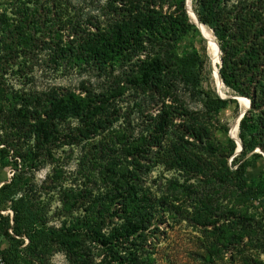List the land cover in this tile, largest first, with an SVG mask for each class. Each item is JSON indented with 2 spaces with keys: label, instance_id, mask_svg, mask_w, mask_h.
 Segmentation results:
<instances>
[{
  "label": "trees",
  "instance_id": "16d2710c",
  "mask_svg": "<svg viewBox=\"0 0 264 264\" xmlns=\"http://www.w3.org/2000/svg\"><path fill=\"white\" fill-rule=\"evenodd\" d=\"M230 1L196 0L194 12L198 22L213 30L219 45L222 65L218 74L222 84L250 100V109L238 125L242 150L232 159L231 170L225 164L237 145L229 140V148L217 158L220 153L207 142L205 130L197 123L216 120L219 112L235 101L205 93L201 88L200 56L192 45L180 47L197 32L186 13L184 0L140 1L129 10L120 9V19L108 29L84 33L69 45L55 44L49 50L58 66L72 57L103 72L119 61L131 63L136 76L131 83L141 94H160L164 78L175 73L191 98L201 103L202 114L183 113L163 101L149 117L150 139L143 140L141 147L132 148L129 155L148 156L149 146L160 152L164 149L163 141L171 134L174 140L167 149L168 160L194 178L204 177L207 186L215 188L217 197L221 191L216 187H222L240 195L250 191L252 196L264 198V173L260 172L252 181L245 177L251 158L256 155L251 153L255 149L264 153V0H242L224 11ZM12 42L4 44L7 54L15 50ZM0 97L6 102L0 105V153H12L14 162L21 160L30 172L39 168L40 152L50 155V148L64 137L63 128L70 121L83 124V134L101 126L97 120L100 107L71 92L11 93L5 97L0 92ZM179 128L184 132H173ZM214 159H223L219 161L223 167L213 165ZM128 164L134 166L132 172L122 169L120 178L112 179L119 163H110L108 177L114 187L105 198L91 193L78 195L85 201L82 204L65 194L72 208L77 203L83 206L84 215L76 219L71 229L47 227L46 214L31 196L34 189L24 170L13 174L9 182L0 186V237L7 244L2 251L3 264H46L51 250L65 253L70 264H154L159 244L155 223L158 202L143 193L135 171L137 165ZM187 191L196 195V203L198 197H212L203 190ZM199 203L201 206L195 205L194 209L210 218L214 214L211 206ZM6 210L10 213L2 214ZM222 216L230 222L228 229L216 227L213 220L200 223L213 228L205 236L206 255L201 257L204 264H214L212 257L219 246L241 256L246 240L251 243L259 239L250 224L252 219L245 213L232 210ZM96 248L103 251L99 261L94 255ZM244 261L251 263L247 258Z\"/></svg>",
  "mask_w": 264,
  "mask_h": 264
},
{
  "label": "rangeland",
  "instance_id": "374dc122",
  "mask_svg": "<svg viewBox=\"0 0 264 264\" xmlns=\"http://www.w3.org/2000/svg\"><path fill=\"white\" fill-rule=\"evenodd\" d=\"M140 1L145 3L150 0H0V92L3 97L11 93L47 95L56 91L71 92L100 107L97 120L101 125L95 131L83 134L84 125L77 120L70 121L63 128L64 137L50 148V155L39 153V168L33 172L21 160L15 163L12 153H0V186L9 182L17 171L24 170L34 189L31 196L46 214L47 227L71 229L76 219L84 215L83 206L77 203L72 208L65 194L82 204L85 201L80 200L78 195L91 193L105 198L114 187L108 177L110 163H119L111 175L112 179H118L122 169L133 171L134 166L128 164L133 162L137 165L135 171L143 193L158 202L155 223L159 229V244L153 256L154 264H204L201 257L206 255L205 236L207 230L213 228H205L200 223L213 220L217 222L216 227L228 229L230 222L222 213L232 210L245 213L252 219L250 224L259 239L251 243L246 240L241 256L235 250L226 251L219 246L218 253L212 257L214 264H245L244 258L254 264H264V198L254 197L250 191L240 195L233 189L223 190L222 187H216L221 191L217 197L215 188L208 187L204 177L194 178L191 173L177 168L171 159L168 160L167 149L172 147L174 140L171 134L163 141L162 151L149 146L148 156L133 158L129 155L132 148L141 147L143 140L150 139L149 117L157 112L163 101L172 108L182 109L183 113L199 114L203 111L201 103L191 98L175 73L164 78L160 94L153 96L134 89L131 81L136 76L131 63L119 61L104 72L74 57L60 66L54 63L52 50L49 49L55 44L64 47L84 33L108 29L120 19V9L129 10ZM239 1L242 0H231L224 11L236 6ZM54 5L56 7L52 8ZM184 6L186 13L188 7L187 15L195 26L190 18L194 19L192 12L195 14L196 0H184ZM205 27L212 35L213 49L219 57V45L213 30ZM196 30L180 47L193 46L201 60L202 90L219 97L215 80L219 65L211 59L206 33L197 27ZM10 41L15 42V50L7 54L4 44ZM217 77L225 100H234L235 103L221 110L216 120L205 119L197 125L205 130L207 142L220 153L216 156L218 158L229 148V140L235 144L239 140V130L236 141L230 127L242 113L235 98H246L225 87L219 74ZM4 102L0 97V105ZM181 129H173V132H184ZM82 135H86L87 139ZM68 136L73 140L66 138ZM251 154L256 155L251 158L252 164L245 174L248 181L254 180L260 172L264 173V153L255 149ZM236 156L238 154L234 153L226 160L225 166L230 170L234 169L231 163ZM211 161L213 165L223 167L219 164L223 159ZM188 188L203 190L212 197H198L196 203V195L187 191ZM199 202L211 206L214 214L210 218L194 209L195 205L201 206ZM9 213V210L2 212L4 215ZM6 246L5 240L0 237V247L4 249ZM94 255L99 261L103 258V251L96 248ZM46 264L70 263L65 253L51 250L46 256Z\"/></svg>",
  "mask_w": 264,
  "mask_h": 264
},
{
  "label": "bare ground",
  "instance_id": "6f19581e",
  "mask_svg": "<svg viewBox=\"0 0 264 264\" xmlns=\"http://www.w3.org/2000/svg\"><path fill=\"white\" fill-rule=\"evenodd\" d=\"M189 16H191V13L189 14ZM190 19H191V21L193 23H195V26L198 29H200V30H202L203 32L206 33V35H207V46H208V51L210 53L211 59L213 60L214 63H218V65H219L220 64V59H219V57H217V55H216V53H215V51L213 49V40H212L211 33L207 30V28L205 26H203L202 24H200L197 21H195L196 20L195 19V16H194V19L195 20L193 19V17H191ZM218 70H219V66H218ZM217 74H218V71H217ZM217 74H216V77H215L216 78L215 79L216 80V89H217L218 95L224 98L225 95L220 90V83H219V79L217 77ZM238 101H239L240 106L242 108L241 112H243L248 107V100L238 97ZM240 114L234 120V122L231 124V127H230V132H231L233 138L236 141H237V132H238L239 116H240Z\"/></svg>",
  "mask_w": 264,
  "mask_h": 264
},
{
  "label": "water",
  "instance_id": "95a60500",
  "mask_svg": "<svg viewBox=\"0 0 264 264\" xmlns=\"http://www.w3.org/2000/svg\"><path fill=\"white\" fill-rule=\"evenodd\" d=\"M187 13H188V7H187ZM193 13V12H192ZM193 15L195 16V14L193 13ZM196 18V16H195ZM197 19V18H196ZM198 29V28H197ZM199 31V30H198ZM219 49V48H218ZM219 53H220V50H219ZM221 64H222V61H221V58H220V64H219V68H221ZM221 80V79H220ZM222 82V81H221ZM219 98L221 99H224L225 100V97H220ZM237 101H238V98H235ZM250 109V100L248 99V107L240 114L239 116V123L241 121V119L243 118L244 114ZM230 136V135H229ZM231 138V137H230ZM236 145H237V148H236V152H235V155L239 154L242 150V146H241V143L240 141L238 140V142H236Z\"/></svg>",
  "mask_w": 264,
  "mask_h": 264
},
{
  "label": "built area",
  "instance_id": "2783aa9c",
  "mask_svg": "<svg viewBox=\"0 0 264 264\" xmlns=\"http://www.w3.org/2000/svg\"><path fill=\"white\" fill-rule=\"evenodd\" d=\"M2 251H3V248L0 247V264H3Z\"/></svg>",
  "mask_w": 264,
  "mask_h": 264
}]
</instances>
